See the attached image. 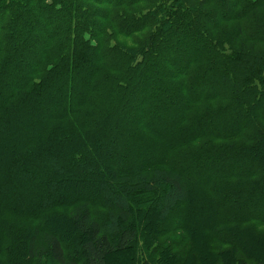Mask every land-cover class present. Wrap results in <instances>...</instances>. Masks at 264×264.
<instances>
[{
    "label": "trees",
    "instance_id": "obj_1",
    "mask_svg": "<svg viewBox=\"0 0 264 264\" xmlns=\"http://www.w3.org/2000/svg\"><path fill=\"white\" fill-rule=\"evenodd\" d=\"M129 251L264 264V0H0V264Z\"/></svg>",
    "mask_w": 264,
    "mask_h": 264
},
{
    "label": "rangeland",
    "instance_id": "obj_2",
    "mask_svg": "<svg viewBox=\"0 0 264 264\" xmlns=\"http://www.w3.org/2000/svg\"><path fill=\"white\" fill-rule=\"evenodd\" d=\"M149 155V154H148ZM148 155H144V154H141V157L143 156V159H146V157ZM111 167H115V165L113 164ZM109 171V170H108ZM95 179V178H94ZM92 181L89 179V180H86L84 182V186H86L87 188H90L92 183ZM143 206V205H142ZM145 206V205H144ZM143 206V211L145 212L147 210V207L149 208V205L147 207H144ZM191 212V211H190ZM138 213V211L136 212ZM143 213L140 212V218H141V215ZM105 211L102 209V208H97L94 210V217L95 219H98V220H104L105 219ZM144 217H147L148 220H153L156 218V216L154 214H152V212L150 211V209H148V211H146L144 214ZM142 215V216H143ZM182 217V214L180 215L179 213L177 214V217L176 218H180ZM142 220V219H141ZM199 224H200V220L198 221ZM180 224V223H179ZM157 226V228L160 230V235H162L161 239L162 240H172L175 238V241L176 240H179L181 242V245L180 246H175V249L173 250V252L177 255H183L184 252L190 247V245L192 244V241H191V238H187L182 232L180 233H170L169 231H166L163 227H162V223L159 225H157V223H155V226L152 227V229H154L155 227ZM199 230V229H198ZM162 231V232H161ZM193 233L191 234L192 238L194 239V241L197 243V252L204 258L206 259V257H210L209 255V249L206 245H203L201 243V238H199L200 236L198 235L200 232H197V235H194L196 232L195 231H192ZM179 242V243H180ZM143 251H145L144 249H142ZM163 249L161 247V245L159 246V252H161ZM198 254V255H199ZM199 255V256H200ZM200 256V257H201ZM201 257V258H202ZM133 260V255H132V251H129L127 253H124V254H119V255H115L114 257H112L108 264H131ZM193 261L194 260H190L188 261V263L186 264H193ZM133 264V263H132ZM173 264H176L173 263Z\"/></svg>",
    "mask_w": 264,
    "mask_h": 264
}]
</instances>
